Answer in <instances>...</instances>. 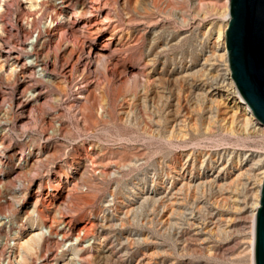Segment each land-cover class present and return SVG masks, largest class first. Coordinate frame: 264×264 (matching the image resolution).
Segmentation results:
<instances>
[{
    "label": "rangeland",
    "instance_id": "1",
    "mask_svg": "<svg viewBox=\"0 0 264 264\" xmlns=\"http://www.w3.org/2000/svg\"><path fill=\"white\" fill-rule=\"evenodd\" d=\"M93 1L107 4L102 15L114 18L123 50L92 71L98 90L82 105L81 120L73 76L69 84L55 81L62 92L38 82L51 101L30 109V121L19 125L20 88L0 73L10 151L27 137L36 151L45 143L44 122L53 119L61 130L48 142L55 150L48 166H63L88 146L100 156L102 173H84L61 210L74 233L94 218L103 221L86 233L93 244L83 264H252L251 208L264 137L232 133L224 108L207 93L227 82V61L220 56L224 0ZM49 2L28 11L24 0H0V55L37 38L50 20ZM58 32L44 42L53 55L63 36ZM0 171L4 179L6 169ZM44 211L36 227L43 226ZM42 248V254L60 253L50 243Z\"/></svg>",
    "mask_w": 264,
    "mask_h": 264
},
{
    "label": "bare ground",
    "instance_id": "2",
    "mask_svg": "<svg viewBox=\"0 0 264 264\" xmlns=\"http://www.w3.org/2000/svg\"><path fill=\"white\" fill-rule=\"evenodd\" d=\"M39 1L24 0L26 9H35ZM224 3L222 13L226 25L222 32L223 37L229 22L227 0H224ZM106 6L104 2L93 0H51L45 6L51 13L50 20L47 23L45 21L43 27L37 30V38L33 40L28 35L22 45H10L2 50L0 73L7 72L9 80L14 81L20 88V97L16 104V122L19 125H26L30 121V109L38 107L45 98H50L39 83L62 92V88L55 87V81L69 84L73 76L74 91L77 92L74 105H77L79 120L82 119L85 111L82 105L88 102L91 93L98 90V84L91 78L92 71L99 65L102 66L101 63L105 66L111 64L112 58L121 53L124 47L121 36L117 37L119 32L115 27L114 18L107 14L102 15L107 10ZM54 24L55 26H52ZM109 29L110 33L99 41L102 34ZM57 32L63 36H57L60 39L57 42L58 55H53L45 49L44 42L54 38ZM65 33L68 35L66 38ZM221 51L220 56L225 57V38ZM226 75L225 84L219 88L218 85L217 89L207 93L217 98L224 108L229 130L244 136L264 137V128L251 117L229 74ZM6 114L7 112H4L0 115V170L6 169L5 178L0 177V264H25L27 258L38 256V261L35 260L33 264H83L84 257L90 252L93 244L92 240L86 238L89 227H100L103 221L94 218L95 222L89 227H81L74 233L70 218L63 215L61 210L68 206L69 199L84 173H102L105 166L99 159L100 156L88 146L85 152L74 154L69 162L63 164L65 167H56V164L48 166L55 151L48 142L60 135L61 130L60 123L53 119L44 122L41 133L45 143L41 147L38 146L36 151L32 147L34 141L31 137L22 141L21 147L10 151L12 146L7 138L9 129ZM2 175L0 171V176ZM259 175L257 198L251 208L252 232L249 249L252 264L254 216L259 207L264 166ZM42 186L47 189L45 193ZM44 199L48 201L43 208L44 224L42 227H36L38 217L43 212L40 206ZM45 243L56 246L60 253L45 251L42 254V245Z\"/></svg>",
    "mask_w": 264,
    "mask_h": 264
},
{
    "label": "water",
    "instance_id": "3",
    "mask_svg": "<svg viewBox=\"0 0 264 264\" xmlns=\"http://www.w3.org/2000/svg\"><path fill=\"white\" fill-rule=\"evenodd\" d=\"M228 74L251 117L264 128V0H227ZM254 216L253 264H264V179Z\"/></svg>",
    "mask_w": 264,
    "mask_h": 264
},
{
    "label": "built area",
    "instance_id": "4",
    "mask_svg": "<svg viewBox=\"0 0 264 264\" xmlns=\"http://www.w3.org/2000/svg\"><path fill=\"white\" fill-rule=\"evenodd\" d=\"M82 191H85V190H82Z\"/></svg>",
    "mask_w": 264,
    "mask_h": 264
}]
</instances>
